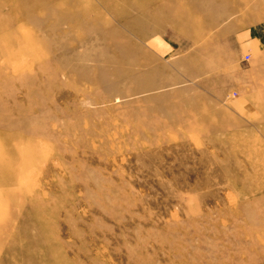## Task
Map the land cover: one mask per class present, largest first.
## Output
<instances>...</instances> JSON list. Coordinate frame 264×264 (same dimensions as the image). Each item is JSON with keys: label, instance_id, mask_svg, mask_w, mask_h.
Wrapping results in <instances>:
<instances>
[{"label": "rangeland", "instance_id": "1", "mask_svg": "<svg viewBox=\"0 0 264 264\" xmlns=\"http://www.w3.org/2000/svg\"><path fill=\"white\" fill-rule=\"evenodd\" d=\"M0 264H264V0H0Z\"/></svg>", "mask_w": 264, "mask_h": 264}, {"label": "crops", "instance_id": "2", "mask_svg": "<svg viewBox=\"0 0 264 264\" xmlns=\"http://www.w3.org/2000/svg\"><path fill=\"white\" fill-rule=\"evenodd\" d=\"M240 107H241V105H240ZM242 108V107H241ZM243 114H244V112L243 111H241Z\"/></svg>", "mask_w": 264, "mask_h": 264}]
</instances>
